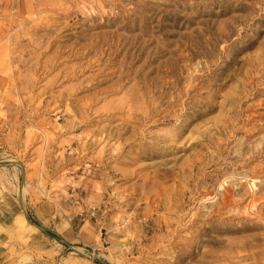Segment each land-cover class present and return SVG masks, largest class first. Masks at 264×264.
<instances>
[{"label": "rangeland", "instance_id": "rangeland-1", "mask_svg": "<svg viewBox=\"0 0 264 264\" xmlns=\"http://www.w3.org/2000/svg\"><path fill=\"white\" fill-rule=\"evenodd\" d=\"M117 27L167 43L142 74L184 43L179 101L195 84L211 105L188 102L171 123L113 117L134 81L116 88L92 40ZM263 142L264 0H0V264H264V219L247 213L253 191L238 174H257L264 217ZM225 179L241 203L221 210L224 195L212 197Z\"/></svg>", "mask_w": 264, "mask_h": 264}, {"label": "bare ground", "instance_id": "bare-ground-1", "mask_svg": "<svg viewBox=\"0 0 264 264\" xmlns=\"http://www.w3.org/2000/svg\"><path fill=\"white\" fill-rule=\"evenodd\" d=\"M129 16H131V14H129ZM126 26L128 25L125 24L124 27ZM133 26H130V27H132V29L135 30ZM124 34L119 33V28L117 27L114 32L106 33L105 35L103 34L104 36L103 38H101L102 34H97V38H93L92 40V50L96 52H100V54L97 56V60L102 61V57L107 56L105 60V65L114 66L112 73H113V77L116 78V81L113 83V85L116 86V88H119L120 90L121 88H124L123 86H125V84L129 83L130 81H134V84L129 89V92L127 91L128 92L127 97L123 99L122 101H120L115 108L111 109L110 113L113 117L115 116L116 112H120L121 114L122 113L127 114V118H126L127 120H129V118L130 119L138 118V121L146 122V121L151 120L157 115L163 114V116L167 118L164 122L171 123V122H175V119H172L171 117L173 116V113H176L177 109L179 108L180 110L183 109L180 112V115L183 114L185 112L184 110L185 105L188 102L194 101L195 103V99H196L198 102H202V104L207 103L211 105L212 100H213L211 97V94L207 96L205 95L206 92L211 93L212 92L211 89L208 91H204L203 93L201 92L202 94H200L199 91L201 89L195 84L191 85L188 91H186L187 89L185 90L186 92H188V95L190 94L188 98H190L191 100L187 101L188 100L187 99V100L182 101L181 103L179 101L182 92L181 90H178L179 88L178 84L180 83L181 77L179 76V71L177 67L175 66L176 62L174 60V57H175V54H177L178 52L182 50L181 46L182 44L184 45V43H182L181 41H175L174 49L164 51L166 52L165 53L166 55L169 54L168 59L160 62L159 64L155 66L152 65L151 68H149L145 73L142 74L141 73L142 68H146L151 63V61L155 60L159 56L161 57L162 55H164L163 53L161 54V51L165 49L167 43L161 39L152 38L151 36L152 34H155V32H153L152 34H149V32L144 29H141L139 33L138 32L133 33V35H124ZM147 35H150V38L148 37L143 38L144 36H147ZM116 36L118 38H116ZM219 39L220 38H215V42L212 43L213 47ZM99 43H101V45L94 48V46ZM105 44H108L109 46L104 47ZM149 45L152 47L147 48ZM190 46L191 44L189 43L185 45L186 48H190ZM124 49L125 51H124L123 58L117 62H114L113 60ZM194 54L195 53L190 52L187 54V57L194 58ZM144 56H145V59L143 63L136 69H133V65L136 62L140 61ZM167 62H169V67H167ZM164 66L166 67L164 68ZM192 75L194 76V74ZM189 76L190 75H188V77ZM194 90L196 92H194ZM192 92L194 93L193 95H191ZM214 94L215 92H213V95ZM248 94L249 95L253 94V92L251 91L246 92V95ZM239 101H240V106H241V103H243L244 99L240 97ZM252 108H253V104H250L249 109H252ZM183 121L186 122L187 119H183ZM225 122H229V118L225 119ZM183 127H184V124L178 128H175L169 131L168 133H165L164 135L161 136V138L160 137L158 138L157 143L160 144V142L175 141L176 136L183 129ZM254 127L256 126L252 125L251 127H249V129H253ZM110 136H111V133H108L107 137H110ZM128 140L130 139H126V141ZM133 143L134 141L128 142L126 146L133 144ZM196 143H200V142H196ZM144 144H146V142H144ZM139 145H142V143H139ZM152 145L154 146L155 143H152ZM166 147L168 146L166 145ZM263 147H264V142H263ZM205 148H206V145L203 144L202 149L197 155V158L191 163L190 168H187V170L184 169L183 172H185L187 176H190V174H192L197 169L198 170L201 169L199 163L203 160L204 157L208 155V152L205 151ZM139 151L140 150H138L137 152ZM234 157H236V159H242V158L245 159L246 163L243 164V167H246L248 164V160L251 159V156L245 157V153L237 154ZM238 174L239 175L243 174L242 176L243 181L248 180V182L250 183V187H251L250 189H252L253 191V193L251 192L252 194H250L251 196L249 197V200L247 201V204H246L247 213L249 212L251 217H257L259 219H264V217H262L261 215V211L259 210L260 204L256 197L257 191L260 189L258 186V183L256 182V179H258L257 174L251 171H244L243 173L241 171ZM249 176L250 178H248ZM241 185H243V183ZM220 190H223L224 192L219 191L212 198H216L220 193L224 195L223 204L220 206L221 210L228 207L234 201L237 204L241 203L239 202V200L236 199V191L229 186V182L226 179L221 183ZM187 191H188L187 189H183L181 190V193L186 194ZM200 193L201 194L203 193L205 196L209 195V197L213 194L212 192H209L207 190L205 193L202 191H200ZM160 194L161 192L156 193L157 197L155 201H158ZM157 218H159L163 222V226L170 227L171 221L168 216L157 217ZM18 221L22 224H26V223L29 224L24 216H21L18 219ZM179 223L183 224V218H181V216L179 217ZM189 223H190V220L185 222L184 225L190 227L191 225H189ZM241 228L244 229V227H239L237 229L242 230ZM182 229H186V228H183L182 226L178 225L176 229L170 231L171 233L169 234V241H172L173 243L174 242L179 243L180 241H177L178 240L177 238L180 236V232H181L180 230ZM216 241L220 243L218 240ZM111 259L113 260V258Z\"/></svg>", "mask_w": 264, "mask_h": 264}]
</instances>
